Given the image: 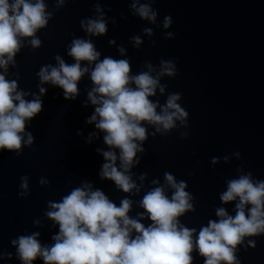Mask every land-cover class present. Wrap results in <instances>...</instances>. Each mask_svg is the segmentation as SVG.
Returning a JSON list of instances; mask_svg holds the SVG:
<instances>
[{
	"label": "water",
	"instance_id": "obj_1",
	"mask_svg": "<svg viewBox=\"0 0 264 264\" xmlns=\"http://www.w3.org/2000/svg\"><path fill=\"white\" fill-rule=\"evenodd\" d=\"M43 3L47 23L34 36L21 37L13 60L6 70L0 68L7 81L16 82V91L26 93L23 99L39 97L42 102V110L25 123L32 143L25 145L22 140L19 150H0V264H22L12 243L21 236L38 233L41 246H52L59 224L47 215L53 211L49 205L85 184L93 191L101 190L117 207L123 199L131 200L127 215L147 227L152 221L146 216L140 219L145 210L139 202L156 187H162L171 199L174 189L165 173L171 174L177 183L184 182L191 197L192 208L178 220L196 229L193 241L210 220L220 219L217 209L234 217L238 198L220 199L228 182L249 173L254 182L264 180V0ZM133 3L150 5L155 21L139 17ZM165 17H171L167 28ZM101 18L104 34L85 31L82 22ZM32 39L39 40V45L33 46ZM75 39L90 41L100 53L98 60L126 59L129 75L149 72L150 65V75L159 77L155 94L149 97L158 104L157 113L169 96H180L176 102L187 113L184 123L176 120L173 128L158 132L154 125L141 122L146 139L137 143L143 150L136 152L127 173L139 192L126 193L100 175L108 162L103 153L111 150L119 156L120 150L105 143L106 133L96 128V122H88L97 106L88 93L95 87L90 73L98 61L80 62L89 70L77 82L74 98H65L60 86L42 82L38 75L42 68L58 67L56 57L68 65L75 63L68 54ZM165 62L174 65V75L161 74ZM119 165L117 159L118 170ZM22 177L27 178L26 190L20 187ZM233 254L239 264H264V233L243 237ZM190 255L191 264H204L206 258L195 243ZM32 264L44 261L37 257Z\"/></svg>",
	"mask_w": 264,
	"mask_h": 264
},
{
	"label": "clouds",
	"instance_id": "obj_2",
	"mask_svg": "<svg viewBox=\"0 0 264 264\" xmlns=\"http://www.w3.org/2000/svg\"><path fill=\"white\" fill-rule=\"evenodd\" d=\"M132 8L139 17L155 21L156 13L150 5L133 3ZM47 16L43 0H0V68L6 70L19 50L20 38L34 36L36 30L47 23ZM170 24L171 17H165L163 26L167 28ZM82 25L93 35L106 32L102 18L90 19ZM145 32L151 34L150 29ZM134 39L140 43L139 38ZM31 43L38 46L39 40L32 39ZM68 54L76 62L68 65L56 57L58 67L42 68L38 73L41 81L60 86L65 98H74L77 82L89 70L87 66L82 68L80 62L87 61L91 65L98 61L90 73L95 87L88 93L91 103L97 106L88 122H96V128L106 133L105 143L120 150L119 156L111 150L103 153L108 162L103 164L100 175L113 180L126 193L132 189L139 192L127 173L136 152L143 150L137 143L146 139V129L141 122L154 125L158 132L173 128L176 120L184 123L187 113L176 102L179 94L169 96L157 113L158 104L149 97L155 94L159 77L150 75V65L149 72L129 75L130 65L126 59L98 60L100 53L90 41L83 39H75ZM164 73L175 74L171 62L164 63L161 74ZM16 88L15 81H7L0 74V150H19L22 140L25 145L31 144L33 137L25 132V123L42 110L39 97L26 101L23 99L26 93ZM160 91L164 88L160 87ZM40 92L44 93L45 89L41 88ZM117 159L120 170L116 166ZM165 180L174 189L171 199L162 187H156L139 202L145 210L139 214L140 219L146 216L152 221L147 227L127 215L132 203L127 198L117 207L101 190L93 191L89 184L72 190L61 202L49 205L53 211L47 215L59 224V233L52 237L54 244L41 246L38 233L21 236L12 241L17 245L19 259L22 264H32L37 257L44 264H191L190 253L195 243L199 254L206 258L204 264H220L221 261L239 264L233 254L236 245L245 236L264 233V180L254 182L249 173L229 181L220 199L229 202L238 198L236 215L233 217L225 209H217L220 219L210 220L202 227L195 241L196 229L186 228L178 220L192 208L191 197L184 190L186 185L177 183L168 173ZM20 187L27 189L26 177H22ZM247 205L251 207L247 208L246 216Z\"/></svg>",
	"mask_w": 264,
	"mask_h": 264
}]
</instances>
